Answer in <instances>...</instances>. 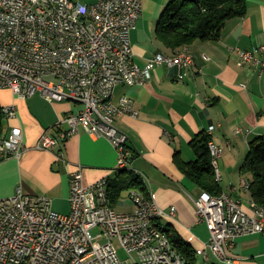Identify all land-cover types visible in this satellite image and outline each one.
Segmentation results:
<instances>
[{"label":"built area","instance_id":"obj_1","mask_svg":"<svg viewBox=\"0 0 264 264\" xmlns=\"http://www.w3.org/2000/svg\"><path fill=\"white\" fill-rule=\"evenodd\" d=\"M141 9L142 0L88 4L0 0V89H9L16 99L39 94L49 103L71 101L80 106L47 128L33 147L26 144L19 124L4 127L0 162L19 161L31 148H60L70 136L85 132L109 140L116 150L115 170L136 172L131 166L129 138L115 125V119L123 115L135 118L139 112L133 98L121 95L114 99L116 88L145 85L157 66L177 69L179 81L186 70L195 67L186 46L174 54L155 53L138 61L130 34ZM231 52L238 67H256L262 76L264 63L257 54L264 53V45L252 50L232 48ZM240 87L246 88V84ZM2 112L6 120L18 116L15 104L2 106ZM208 147L220 181L217 160L221 149L212 139ZM57 157L62 154L58 152ZM108 183L104 175L86 185L80 166L70 171L68 213L55 211L50 198L26 194L21 187L11 196L0 197V264H189L158 223L160 218L172 219L175 208L167 211L151 194L131 189L127 194L133 209L118 211L109 204ZM239 187L249 193L250 180L242 178ZM192 201L197 222L205 223L209 231L208 241L195 250L203 260L212 254L229 261L226 247L237 237L264 234V203L251 199L247 210L223 190L218 195L201 191ZM119 249L126 253L125 259Z\"/></svg>","mask_w":264,"mask_h":264},{"label":"crops","instance_id":"obj_2","mask_svg":"<svg viewBox=\"0 0 264 264\" xmlns=\"http://www.w3.org/2000/svg\"><path fill=\"white\" fill-rule=\"evenodd\" d=\"M75 1L88 4L95 0ZM168 1L142 0L140 17L130 34L138 61L144 62L155 53L171 52L155 33ZM259 45H264V0H247L246 13L228 19L219 39H197L186 46L194 57L195 67L186 70L182 81L177 78V69L157 66L145 85H119L115 90V100L127 95L135 100L139 112L135 118L123 115L115 119V125L127 134L135 151L132 168L142 175L146 195L151 194L167 211L175 208L172 219L160 218L158 223L177 232L194 250L205 245L209 231L205 223L196 220L192 198L198 196L199 188L185 176L175 158L194 161L196 154L190 141L209 131L221 149L217 165L222 190L249 209L250 194L239 183L242 178H250L243 167L249 140L264 136V67L260 77L256 67L252 70L238 67L231 49L252 50ZM257 55L264 63V53ZM241 83L246 88L240 87ZM0 92L10 94V100L1 105L15 104L18 112L17 118L6 120L4 127L19 124L29 147L65 113L80 109L71 101L49 103L36 94L16 99L9 89ZM236 128L241 132L235 133ZM58 152L61 158L57 157ZM116 162V150L109 140L80 132L70 136L60 148L47 151L31 148L19 161L13 158L1 161L0 197L11 196L21 187L26 194L50 198L55 211L68 213L70 171L80 166L86 185L104 175L111 181ZM226 253L229 261L211 254L206 260L197 256V264H264V234L239 236L226 247Z\"/></svg>","mask_w":264,"mask_h":264},{"label":"trees","instance_id":"obj_3","mask_svg":"<svg viewBox=\"0 0 264 264\" xmlns=\"http://www.w3.org/2000/svg\"><path fill=\"white\" fill-rule=\"evenodd\" d=\"M247 0H169L163 15L155 27V33L161 43L169 49L170 54L178 52L195 40H217L225 22L234 17H241L246 13ZM5 116L0 104V131L5 126ZM211 139L207 132L198 134L190 141L196 158L191 162H183L178 157L176 164L199 188L213 195L221 193L222 188L216 180L211 165L208 141ZM131 147V146H130ZM133 151V157L135 151ZM132 157V158H133ZM244 170L250 176L249 194L258 204L264 203V136L252 137L248 142V153L244 163ZM137 189L147 194V188L141 174L121 170L119 175L109 181L107 197L109 204L115 207L123 193ZM176 250L182 254L189 264H197L196 251L179 234L164 227Z\"/></svg>","mask_w":264,"mask_h":264},{"label":"rangeland","instance_id":"obj_4","mask_svg":"<svg viewBox=\"0 0 264 264\" xmlns=\"http://www.w3.org/2000/svg\"><path fill=\"white\" fill-rule=\"evenodd\" d=\"M37 96H40L39 94H36ZM41 97V96H40ZM10 100V94L9 93H3V92H0V104L2 103H5L6 101H9ZM130 168V167H129ZM116 172H117V175H119L120 171H115V173H113V175H111L112 178H115L117 175H116ZM126 196L128 197V194L125 192L123 193L122 195V202L119 204V206H117L116 209L118 210H126V209H131L133 207V202L126 198ZM96 230H93V232H95ZM103 241V240H101ZM119 253H120V256L122 259H125L127 257L126 253L119 249ZM133 264V263H131Z\"/></svg>","mask_w":264,"mask_h":264}]
</instances>
